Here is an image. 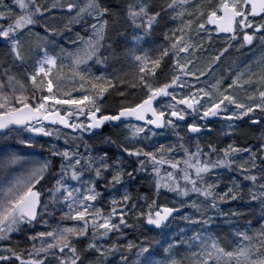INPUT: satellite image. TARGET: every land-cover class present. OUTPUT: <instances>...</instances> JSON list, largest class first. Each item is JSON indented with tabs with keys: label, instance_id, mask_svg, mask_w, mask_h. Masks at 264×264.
Returning <instances> with one entry per match:
<instances>
[{
	"label": "snow or ice",
	"instance_id": "1",
	"mask_svg": "<svg viewBox=\"0 0 264 264\" xmlns=\"http://www.w3.org/2000/svg\"><path fill=\"white\" fill-rule=\"evenodd\" d=\"M165 17L175 26L164 25L152 56L142 44ZM73 24L86 25L85 35L77 33L73 49L59 47L56 37ZM201 32L224 46L197 67L207 53ZM257 40L264 47V0H127L115 11L104 0H0V264H113L116 254L114 264H264V223L239 226L231 218L242 213L222 207L247 200L264 208V132L256 146L200 142L217 118L228 135L245 120L264 127V55L229 69L230 82H207L230 48ZM109 57L127 70L92 71L90 61ZM165 58L170 72L161 81ZM129 90L139 92L136 102L104 107L113 92ZM106 125L120 130V156L94 152L84 139ZM164 130L175 142H160ZM44 137L64 141L49 146L51 158L8 143L42 149ZM140 173L151 176L155 198L128 190ZM164 190L176 199L160 202ZM186 207L191 236L169 243L161 259L150 251L155 241L118 242L125 228L167 227ZM217 217L226 231L213 230ZM18 233L23 246L13 243Z\"/></svg>",
	"mask_w": 264,
	"mask_h": 264
},
{
	"label": "rangeland",
	"instance_id": "2",
	"mask_svg": "<svg viewBox=\"0 0 264 264\" xmlns=\"http://www.w3.org/2000/svg\"><path fill=\"white\" fill-rule=\"evenodd\" d=\"M127 2V0H120L118 7L119 8H123V5ZM156 4H162L163 0H155ZM117 7V8H118ZM114 8V9H117ZM115 11V10H114ZM162 27L157 29L156 33L153 36L147 37L146 39L149 41L146 44H142V46L144 48H146L149 51V54L152 56H155L157 54V49L160 48L161 45L164 44V40H163V36H162V32L164 30H166V28L164 27V25H167V27H174L175 25L171 24L168 21V18L165 17L164 20L161 22ZM116 27L122 32L124 30V25H123V21L121 20V22L119 24L116 25ZM35 31L40 32L42 31V26L41 25H37L35 27ZM129 32H131V29H128ZM86 32V25L84 24H73L71 25V27L69 29H66L61 35L56 37V43L59 47H63L65 49H73L75 47L73 42H76L77 44L79 43L78 39H77V33H79L80 35H85ZM113 37L115 38V33H112ZM216 34L213 33L212 34V40L209 41L207 39V34L201 32L200 33V37H203L205 40V48L207 49V53L203 54L200 56V63L197 65V67H204L207 63L208 60L210 58L211 55H214L215 52L222 46H224V41L223 38H217L215 36ZM193 39H198L197 37H193ZM59 47L56 49L57 51H59ZM117 52H120V49L117 48ZM105 55H108L107 53H105ZM264 55V47L261 46L260 41H256L254 42V45L252 46H245L243 48H237V47H232L229 49L228 53L222 57V59L217 62V65H213L212 70L210 71V73L208 74V84H211L214 82L215 78H219V77H223L225 81L230 82L229 77L232 74L229 69H232L233 71H235L238 67L242 68L244 65L248 64L249 61H255L256 59H258L260 56ZM165 64H161V67L159 69H157L158 72V79L163 81L164 77L166 75L169 74L170 72V65H171V60H168V58L164 59ZM163 62V61H162ZM92 65V71L94 73H96L97 75L100 72H108V73H112L113 69L116 68H122L121 70L126 71L127 70V65H121V64H117L114 63L113 60L111 59V57H109V60L107 62V64H100V63H96L95 61H90L89 62ZM162 68V70H160ZM200 86H203L204 84V78L201 77L200 78ZM131 92H133V94H128L127 92L125 93V96L123 97L125 101H137L138 96H139V92L135 91V90H129ZM243 93H241L242 95ZM122 99H120L121 101ZM259 129L250 135L251 141L252 140H258L260 141L261 138V134L262 132H264V127L258 126ZM182 128V127H181ZM213 129H214V134L217 137H225V136H229L226 132V125L221 121V119L217 118L216 121L213 124ZM178 130H182V129H178ZM65 131H70V130H65ZM117 133H120L119 129H115L113 132V140H117V143L119 144L121 141L120 139H118ZM162 133L165 134H172L173 136H175L172 132H170L169 130H164ZM183 134V132H182ZM122 135V133H121ZM205 138V137H203ZM84 139L87 141L88 145L91 147V149L95 152L96 150L94 149L95 146H101V144H103V146L107 143H105V136H103L101 133L96 134L95 136H92L91 134H85ZM208 139V138H206ZM8 143L12 146L11 150L12 151H17V150H23L21 152V154H30V155H34L37 156L41 159L43 158H51L50 154H49V146L51 144H58V145H63L64 141L62 138L57 139L55 137L49 138V137H44L40 143L44 145V147L41 149L39 147H35L32 149H27L26 146L23 145H19L17 140L10 138L8 140ZM116 144H114L115 146ZM56 159V158H53ZM57 164H58V159H57ZM162 201L164 202H171L174 201L176 198H168L166 196H161ZM188 207H186L185 209L187 210ZM229 208H231L230 204L226 205V210L228 211ZM185 209H183L185 211ZM239 212L242 213V217L241 218H231L232 222L239 225V226H243L245 225L246 222L250 221V227L252 228H258L260 226L261 223H264V208H262L260 205H256V202L253 203H249L246 200V203L244 204V207H241ZM185 214V213H184ZM216 219L220 220V223L223 225L222 229L224 231L227 230V223H226V218L225 217H217ZM42 226L37 225V228H40ZM138 228V227H137ZM125 232V236L121 237L119 239V241H123V244H126L128 239L130 238H136L134 241L135 243L139 244L144 242L145 240H142L143 237L145 238V235L147 234V231L142 232L141 230H139L140 235L137 234L136 231H134L131 228H125L124 229ZM24 234L23 233H18L14 236L13 238V243L19 241L21 243V246L24 245ZM150 251H152V249H150ZM181 251V255L184 254L185 252V248L180 249ZM164 255V253L162 255H160V257L158 258H153L155 260H159L162 258V256ZM129 258L134 260L135 259V253L132 252L129 255ZM119 257H115L110 259V261H113V264L115 261H118Z\"/></svg>",
	"mask_w": 264,
	"mask_h": 264
},
{
	"label": "trees",
	"instance_id": "3",
	"mask_svg": "<svg viewBox=\"0 0 264 264\" xmlns=\"http://www.w3.org/2000/svg\"><path fill=\"white\" fill-rule=\"evenodd\" d=\"M120 0H104V3H106L107 5L111 6L113 8V10H116L114 8L118 7ZM217 37V36H216ZM217 38H222V37H217ZM166 61H163L161 64H165ZM122 69V68H120ZM162 70V68L160 69ZM124 71V70H123ZM120 99H122L125 103V105L130 104V103H134L136 101H125L123 97L119 96L116 92H113L112 95L109 97V99L105 102L104 107L108 110H114L116 109L118 106H120L121 101ZM249 122L247 120H245L244 124H242L235 132V134L233 135H229V136H225V137H217L214 134V129L213 132L211 134H207L200 140V142L202 144H205L209 141L212 142H217L219 143V146L223 147L224 144L229 143V142H236L239 143L242 146L247 147L248 145H252V146H256L260 141L258 140H252L250 138V135L255 133L259 127L258 126H253V127H249ZM183 129V128H181ZM115 128H113L110 125H106L102 128L101 130V134L103 136H105V138L107 137H111L112 139L114 138L113 136V132H114ZM208 138V139H206ZM217 138V139H215ZM176 137L173 136L172 134H165L162 133L161 138H160V142H175ZM193 144H195V138L192 141ZM96 151L95 152H104L107 151L110 155L113 156H120V152L121 150L118 147V143L114 146V144H105L103 146V144H101V146H95L94 148ZM128 190L132 193L133 198L135 199L137 196H152L153 198H155V192H154V188L153 185L151 183V176L150 175H146L144 173H140L137 174L135 179L130 181L127 185ZM121 191H123L121 189ZM105 195L107 196L108 193L106 192ZM161 196H166L168 198H176L175 195L171 192H168L167 190H164L162 192V194L159 197V201L160 202H164L161 199ZM139 203H143V199H141L139 201ZM246 203V200H241V201H236L234 203L230 202V206L232 209L239 211L241 207H244V204ZM228 204V205H229ZM256 205H259L258 202H256ZM222 207L224 208V210H226V205H222ZM193 210L191 208H187V210L185 209V211L183 210L182 214L177 215V217L175 219H173V221L171 222V224L166 227V228H160L158 229L156 232L155 231H147L144 227H143V223L136 225L135 227H131V229H133L134 231L137 232L138 235L142 234L139 232V230H141L142 232L147 231V234L145 235V238L143 237L142 240H148V241H155L156 243H153L152 245V252L154 253L153 258H158L160 257V255L163 254V249L165 247L168 246L169 243H171L173 240L179 239L181 237H184L185 239L189 236H191V230H190V225L187 221L181 219V217L184 215V213H191ZM129 223L131 224L132 221L130 220ZM216 223V227L213 228L214 231H222V227L223 225L220 223L219 219L215 220ZM138 227V228H137ZM136 238H130L128 240H135ZM119 243L123 244V241H118ZM183 249V248H181ZM128 256L130 255V253H125ZM115 257H119V254H116L112 257H110L109 259L115 258Z\"/></svg>",
	"mask_w": 264,
	"mask_h": 264
},
{
	"label": "water",
	"instance_id": "4",
	"mask_svg": "<svg viewBox=\"0 0 264 264\" xmlns=\"http://www.w3.org/2000/svg\"><path fill=\"white\" fill-rule=\"evenodd\" d=\"M181 126H183V125H181ZM100 131H101V130L97 131V133H99ZM210 133H212V130H211V132H208V130H205V134H210ZM89 134H90V133H89ZM176 215H177V214H176ZM171 220H172V219H171ZM171 220L167 223V226L170 224ZM145 227H146L147 229H149V230L155 228V226H153V225H146V224H145Z\"/></svg>",
	"mask_w": 264,
	"mask_h": 264
},
{
	"label": "bare ground",
	"instance_id": "5",
	"mask_svg": "<svg viewBox=\"0 0 264 264\" xmlns=\"http://www.w3.org/2000/svg\"><path fill=\"white\" fill-rule=\"evenodd\" d=\"M215 139H217V138H215ZM222 231H224V230H222Z\"/></svg>",
	"mask_w": 264,
	"mask_h": 264
}]
</instances>
